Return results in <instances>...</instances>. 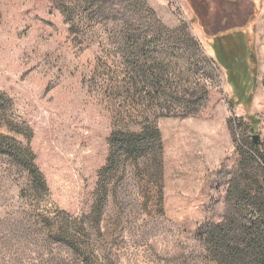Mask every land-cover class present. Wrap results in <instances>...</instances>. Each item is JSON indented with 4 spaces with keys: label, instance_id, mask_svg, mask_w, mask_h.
<instances>
[{
    "label": "rangeland",
    "instance_id": "obj_1",
    "mask_svg": "<svg viewBox=\"0 0 264 264\" xmlns=\"http://www.w3.org/2000/svg\"><path fill=\"white\" fill-rule=\"evenodd\" d=\"M123 1L92 16L83 0H0V264H217L194 232L221 221L239 155L264 143V0ZM239 22L253 63L234 85L212 42ZM131 137L145 142L128 157Z\"/></svg>",
    "mask_w": 264,
    "mask_h": 264
},
{
    "label": "trees",
    "instance_id": "obj_2",
    "mask_svg": "<svg viewBox=\"0 0 264 264\" xmlns=\"http://www.w3.org/2000/svg\"><path fill=\"white\" fill-rule=\"evenodd\" d=\"M109 1L118 3L116 5H124L123 0H83L92 16H96L98 13L103 14ZM201 2H203L201 4L204 8H209L208 10L215 9L216 11L217 9H222L228 13L241 9V3L243 2L247 6L250 5L252 7L250 0H201ZM252 8L255 9V7ZM245 10L248 11L249 7H244L241 11ZM238 25L240 27H237ZM246 26V22L234 24L225 35H217L212 42V50L215 53L216 62L226 70V79L230 84L234 85L236 84V80H234V75H236L235 66H239L238 63L244 66L247 60L253 63V57L252 60L250 55L249 59L246 58L247 56L245 57V55L248 52L241 46L244 42L247 43L245 36ZM239 29L241 31H238ZM225 38L230 42L227 45L232 46L229 50L232 54L235 53L233 42L241 40L240 47H237V51L240 53V61L237 63H234V61L236 62L234 58L233 61L232 59L231 61L226 59L222 49V40ZM128 65L134 74L136 70H141L142 82L147 80L148 75H145V71H142V65H139L138 61L136 63L129 61ZM131 81H133V77ZM153 85L157 94H159V91L162 90L160 83L156 81ZM160 98L161 95H159V100H161ZM167 98H172L173 100L175 97L167 96ZM251 120L246 119V123L249 124L250 131H255ZM117 141V150L128 157L137 156L136 154L140 153L144 147L141 145L145 142L141 138L133 137ZM249 145L250 150L239 155L238 169L228 181V187L225 189V208L221 221L206 222L205 225L194 232L195 238L206 245L207 251L217 264H264V143H261L260 140L256 143L253 137ZM25 153L27 151L19 150L16 154L15 152L10 154L15 158L16 156L23 157ZM27 156L26 164L28 167L25 169L28 173L29 182H32V190L35 194H38L39 190L44 187L43 178L33 163L32 155L30 154L31 157ZM104 187V185L100 184L99 188L104 190ZM104 195L105 192L102 194V199ZM101 204L102 202L95 212L91 213L95 215L94 220H90L91 216L87 217L95 228L101 215L99 214L103 207ZM60 230L68 234L67 228L61 227Z\"/></svg>",
    "mask_w": 264,
    "mask_h": 264
},
{
    "label": "crops",
    "instance_id": "obj_3",
    "mask_svg": "<svg viewBox=\"0 0 264 264\" xmlns=\"http://www.w3.org/2000/svg\"><path fill=\"white\" fill-rule=\"evenodd\" d=\"M196 1H199V0H196ZM252 2V7H258V0H250ZM241 7H250V5L247 6V4H245V2L241 3ZM237 27H240L239 25Z\"/></svg>",
    "mask_w": 264,
    "mask_h": 264
},
{
    "label": "water",
    "instance_id": "obj_4",
    "mask_svg": "<svg viewBox=\"0 0 264 264\" xmlns=\"http://www.w3.org/2000/svg\"><path fill=\"white\" fill-rule=\"evenodd\" d=\"M254 141L257 143L259 141L258 137H254Z\"/></svg>",
    "mask_w": 264,
    "mask_h": 264
}]
</instances>
